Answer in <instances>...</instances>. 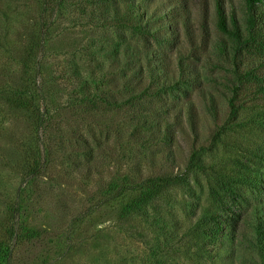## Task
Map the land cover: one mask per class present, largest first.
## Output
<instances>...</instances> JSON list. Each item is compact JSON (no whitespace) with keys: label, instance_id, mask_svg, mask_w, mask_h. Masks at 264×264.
Returning a JSON list of instances; mask_svg holds the SVG:
<instances>
[{"label":"trees","instance_id":"16d2710c","mask_svg":"<svg viewBox=\"0 0 264 264\" xmlns=\"http://www.w3.org/2000/svg\"><path fill=\"white\" fill-rule=\"evenodd\" d=\"M66 1L0 0V50H5L4 39L17 27L26 29L22 45L7 50L17 78L14 86L0 91V97L13 108L31 110L42 134L49 101L44 52ZM146 1L97 0L112 33L104 50L92 56L87 71L77 72L71 66L67 72L72 73L69 79L78 81L79 89L71 96L76 104L86 111L125 110L132 137L168 147L164 156L168 168L149 175L138 168L136 175L108 181L102 188V203L118 205L121 226L145 219L148 229L168 238L172 234L164 228L168 222L156 201L186 185L191 172H201L209 180L210 201L189 216L184 234L196 249L193 264H201V255L211 256L207 246L227 232L235 247L221 246L213 257L237 249L243 262L264 264V0H242L241 18L235 15L231 0H195L194 6L190 0H158L154 7ZM168 50L175 53L174 67L166 59ZM201 51L218 56L229 67L231 94L224 118L202 86L204 76L197 65ZM193 91L207 101L212 118L206 136L198 127L197 105L190 98ZM245 111L250 113L247 118L242 116ZM150 113L158 117L151 120ZM177 136L190 140L183 169L174 164L171 148ZM220 144L239 149L245 162L238 157H233L236 163L220 165L205 160ZM42 157L39 153L34 159L29 177H36V170L44 166ZM20 207L15 202L11 209L9 241L0 243V264H9L11 243L21 235H39V230L25 224Z\"/></svg>","mask_w":264,"mask_h":264},{"label":"rangeland","instance_id":"374dc122","mask_svg":"<svg viewBox=\"0 0 264 264\" xmlns=\"http://www.w3.org/2000/svg\"><path fill=\"white\" fill-rule=\"evenodd\" d=\"M150 1L153 7L159 2ZM96 2L67 0L52 28L53 37L47 43L43 60L49 91L45 134L42 129L38 131L36 115L31 110L13 108L0 97V243L9 241L10 213L17 202L25 224L40 232L21 235L11 243L9 264H193L192 259L197 260L196 249L184 234L189 216L209 204L206 175L191 172L186 185L171 189L156 201L168 222L164 228L172 234L167 231L168 238L159 230L148 229L145 219L121 226L117 219L118 205L102 203V188L108 181L133 175L138 168L144 175L156 174L168 168L169 163L164 158L166 144L130 135L125 110L86 111L71 100L74 90L79 88L78 81L68 77L72 75L67 73L70 67L75 66L77 72L87 71L92 56L104 50L103 45L112 33L103 20L104 8ZM190 2L195 5V0ZM231 2L235 15L241 18L242 0ZM212 22L209 27L213 30ZM25 32L20 25L4 39L5 50H0V91L16 83L17 69L7 50L19 48L25 41ZM166 59L175 66L173 51H166ZM197 65L204 76L206 97L214 98L224 118L231 94L229 67L206 51L200 52ZM190 98L197 105L198 127L206 136L212 124L207 101L195 91ZM150 114L151 120L158 117ZM249 114L245 111L242 116L247 118ZM171 146L174 164L183 169L190 153V140L177 136ZM39 153L44 166L36 170V177H29ZM233 157L245 162L239 149L220 144L204 159L220 165L235 162ZM149 213L154 211L150 209ZM230 237L227 232L209 244L207 251L211 256L201 255V264L251 263L243 262L237 249H232L230 255L223 252V257H213L221 246L225 249L230 246L229 250L235 247Z\"/></svg>","mask_w":264,"mask_h":264}]
</instances>
